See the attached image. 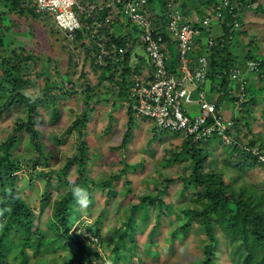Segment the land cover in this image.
<instances>
[{
    "label": "trees",
    "instance_id": "1",
    "mask_svg": "<svg viewBox=\"0 0 264 264\" xmlns=\"http://www.w3.org/2000/svg\"><path fill=\"white\" fill-rule=\"evenodd\" d=\"M5 1L8 9L19 15L30 13L33 16L41 17L45 15L52 19L49 13L36 11L33 0ZM85 1L80 0L82 4ZM87 1L97 4L95 0ZM123 1L126 0L115 1L113 5L104 7L90 16L75 7L81 22V28L76 31L75 39L84 41L87 51L92 50L91 52H97L99 44L105 45L108 53L104 55L103 63H95L93 53L90 54V60L94 68L107 71L104 78L99 77V85L106 79L112 81L116 86V89L112 91L113 97L124 100L129 105L130 86L135 79L133 75H140V70H142L141 65L132 63L133 59L130 53L134 50L135 45H142V43L138 39V27L123 17L120 12ZM191 1L194 4L196 3L195 8L198 11L197 1ZM200 1V3L198 2L199 6L202 5L207 9L203 11H214L217 26L222 31L220 36H210L214 44L208 49L209 72L207 77L211 81L220 78V84H226L229 70L236 65V61L238 65H241L246 60H258L260 70L257 73L252 71L256 73V78L251 76V71L248 73L250 76H248L246 85V99L240 103V109L232 113L233 125L226 131L230 136L229 143H223V140L216 134L205 142L192 141L189 136L185 135L186 137L181 142L179 150L177 147L168 149L171 159L178 160L182 158L185 160L187 158L190 161L189 173H183L181 177L185 187L192 189L183 204L177 206L178 213L182 216L186 215V218H183L180 224L174 226L171 234L175 235V231H178L177 235L182 236V238L190 232L203 234V239L200 242L202 250L199 264H218L217 256L222 251L220 248L224 245L226 247L229 245L226 256L231 264H264V185L261 182L248 183L245 178V170L249 166L260 165L264 169L256 156L245 148L256 147L264 151V100L261 102L254 99L255 95L264 92V56H257L251 52V49H247L242 59L238 60L228 49L230 35L233 37L234 31L242 25L244 26L245 20L241 19L240 16H242L244 10L247 11L252 5L250 4L252 0H225L226 4H223L224 0ZM106 2L107 0H102L101 4ZM170 5L183 10L185 14L188 12H185V9H187L185 0H146L145 4L152 26L162 35L165 64L169 70L173 71L177 66L175 40L169 36L165 29L167 23L166 12ZM112 7L116 11H112ZM255 9L264 11V5L259 3L257 6L255 5ZM217 10L221 12L219 16L216 15ZM109 12L113 13L114 17L106 22L105 17ZM95 20L101 21L98 30L103 37L100 40L92 37L93 22ZM190 21L193 25L199 24V19L196 16L194 20L190 19ZM118 24H123L127 30L131 25L133 29L124 34L112 32L113 26L115 27ZM205 28L204 30L202 28V31H205ZM54 30L60 31L55 25ZM242 32L247 31L243 29ZM64 36L66 37L65 34ZM2 44L3 40L0 34V45ZM111 44L115 45V49L111 47ZM118 47H122L123 52L118 53ZM201 48H204V46ZM17 49L12 48L11 53L8 56H3L0 60V115L3 113L9 114L11 109L20 112L15 116L11 131L0 140V264H105L104 261H100L101 256L95 249V246H97L95 240L90 239L89 236L82 237L76 230H72V220L70 219L71 206L76 207L72 200L77 199V194L80 192L82 185H85L86 188V201L89 203L91 199V188L87 185L83 175L85 163L89 158V147L86 138L88 135L93 137V131L89 125L93 120L91 118L94 116L93 111L95 112V109L99 107L97 103L99 99L98 92L95 91L94 86H86L81 88L78 93L75 91L71 78L66 80L70 86L63 90L60 81L52 79L48 85L44 84V88H42L44 94L42 96L31 98L24 93V90L30 86V79L22 72L30 55H23V46ZM114 57L121 59L116 63ZM167 63L169 64L167 65ZM114 72L118 74L114 75ZM57 82L60 85H57ZM59 89L61 91H58ZM50 90L51 93L46 96ZM75 93L78 94V97H81L80 112L66 126L65 133L73 131L79 140L76 151L67 159L68 166L72 162L76 163V177L71 181L67 179V171H60L61 177H57L59 182L57 194L49 206L50 213L44 220L45 228H43L40 221L37 224H34V221L35 210L37 208L39 211L44 202V197L42 199L37 197L38 204L35 207L27 201V197L23 195L20 189L21 186H19V172L26 165L20 161L16 149L17 132L26 131L29 143L32 144L38 154H42L44 146L36 125H41L45 121L46 114L44 111H40V107L43 106L47 110L50 123L59 121L62 104L68 99L77 101ZM120 100L117 102L121 103ZM253 103H256L259 109L261 126L255 132L251 130L247 132L242 130L243 128L241 129V120L249 117ZM70 109L72 110V107ZM126 112V129L122 135L121 146L129 140L132 126L135 123L133 120L134 110L131 106H128ZM245 114L247 115L245 116ZM36 116L39 118L38 121L35 119ZM246 125L248 126L247 123ZM107 129L108 127L104 131ZM154 131L169 132L166 130L158 131L155 128ZM212 142L230 147L226 150V157L222 158V164L207 167L205 163L210 155L208 144H213ZM238 154H243L242 161L233 159L234 163H231V158L233 156L237 157ZM37 158H32L31 168L35 171L33 173L28 172L30 178L34 177V174L39 175L42 172L46 177H51L54 173L52 169L46 171L37 169ZM247 160L251 162L249 165ZM45 165L47 164L45 163ZM241 165L243 168H240ZM237 166L239 169L234 168ZM49 178H46L45 190L42 192V196L48 193L47 188L51 182ZM113 178L111 176L98 183V185L101 184L111 191ZM171 180L172 177H162L164 182L168 183ZM90 184H95L92 179ZM161 190L162 188H159L156 193L143 194L139 200L140 205H148L153 201H156V204L158 203L159 211L156 213V220H158L159 212L163 207L160 197ZM165 206L169 208V205ZM129 208L128 217L122 220L120 226L114 228L118 233L113 238V245L110 247V264H121L118 262L117 253L126 238L132 245L130 252L132 254L136 252L135 232L132 228V221H129L133 214V206ZM103 213V210H100L98 216L101 217ZM152 228H155V226ZM43 231L46 233H43ZM90 234L96 238L99 236V242L102 243L103 237L100 228L95 226ZM149 235H151V232H149ZM148 243L149 247L155 246V242L151 238H149ZM92 255L99 258V260L92 262L90 258Z\"/></svg>",
    "mask_w": 264,
    "mask_h": 264
},
{
    "label": "rangeland",
    "instance_id": "2",
    "mask_svg": "<svg viewBox=\"0 0 264 264\" xmlns=\"http://www.w3.org/2000/svg\"><path fill=\"white\" fill-rule=\"evenodd\" d=\"M101 1L95 0L97 4ZM185 1L187 6L185 12L188 11L189 16H196L199 21L204 16L210 17L211 27L205 28L203 34L200 35L202 43H206L207 38H211L210 36L221 35L222 31L217 26V18L213 10L203 11L207 9L202 5L199 6L201 1L196 0V7H199L197 11L196 3L194 4L191 0ZM259 3L264 5V0H252L250 3L252 5L240 16L245 20L244 26L242 25L234 31L233 37L230 35L228 49L236 57L235 59H242L247 49H251V52L257 56H264V11L255 9V5L257 6ZM132 29L130 25L128 30ZM243 29L247 32H242ZM0 34L3 40V44L0 45V60L3 56H8L12 48L17 49L21 46L24 48L23 55H30L22 72L30 79V86L24 90V93L31 98L42 96L44 84L48 85L52 79L60 81L63 90L70 86L66 80L71 78L75 91L78 93L81 88L86 86H94L95 91L98 92L99 107L95 109V112L93 111L94 116L91 117L93 120L89 125L93 131V137L88 135L86 138L89 158L85 163L83 175L87 185L91 188V199L89 198V203L86 201L87 192L85 185H82L77 199L72 200L76 207L71 206V229L76 230L82 237L89 236L90 239H94L97 245L95 249L101 256L100 261L110 264V247L113 245V238L118 233L114 228L122 224V220L128 217L129 207L133 206V214L129 221H132V228L135 232L136 252L134 254L130 252L131 242L127 238L124 239L118 249V262L121 264H199L202 250L200 242L203 239V234L190 232L184 238L177 235L178 231H175V235L171 234L174 226L186 218V215L182 216L178 213L177 206L183 204L192 189L185 187L181 177L183 173H189L190 161L187 158L185 160L182 158L171 159L168 149L177 147L179 150L180 144L186 136L172 132L154 131L150 118H139L133 112L135 123L132 126L129 140L121 146L122 135L126 129V109L130 105H127L124 100L113 97L112 91L116 89V86L112 81L106 79L99 85V77L104 78L107 71L94 68L90 60L92 50L87 51L84 41L79 39L68 41L63 32L54 30L51 18L45 15L37 17L30 13L19 15L8 9L5 0H0ZM102 37L103 35H101ZM142 47L138 45L130 55H132V59L138 61L139 65L149 69L150 66L146 64L148 57ZM17 50L19 51V49ZM135 50L139 51L143 59L138 57ZM198 52L203 53L204 48L199 49ZM176 63L177 66L173 71L177 70L178 60ZM147 65L148 67H146ZM117 74L114 72V75ZM248 76L250 75H247V79ZM251 76L257 75L252 72ZM210 81L211 79L207 77L206 89H209ZM60 83L57 82V85ZM229 86L235 90L236 82L231 81ZM50 93L51 90L46 96ZM75 97L77 101L68 99L62 104L59 121H53V123L48 121L47 110L43 106L40 107V111H44L46 114L45 121L41 125H36L44 146L42 154H38L29 143L26 131L17 132L16 149L20 161L26 165L19 172V186H21L23 195L27 197V201L35 207L38 204L37 197H41L40 199L44 197L39 211L37 208L35 210L34 221V224L40 221L43 228H45L44 220L50 213L49 206L57 194L59 187L57 177H61L60 171H67V179L71 181L76 177V163L72 162L68 166L67 159L76 151L79 140L73 131L65 133L66 126L80 112L81 97H78L77 93H75ZM254 97L255 100L263 102L264 92ZM214 98L213 95L211 99ZM222 98L224 99L222 115L224 118H228L237 109L230 97L223 95ZM118 100L122 104L117 102ZM18 114H20L19 110L11 109L9 114L0 115V140L11 131L15 116ZM35 119L38 121L39 118L36 116ZM241 123V129L243 128L242 130L247 132L249 130L255 132L261 126L256 103L251 106L249 117L242 119ZM107 127L108 129L104 131ZM212 143L208 144L210 155L205 163L207 167L222 164V158L226 157V150L230 147L216 142ZM35 157H38L37 169L44 171L52 169L54 171L52 176H49L50 178L46 177L43 172L39 175L34 174V177L30 178L28 172L35 171L31 168L32 158ZM242 158H244L243 154H238L237 157L233 156L230 162L234 163L233 159L242 161ZM247 163L249 165L251 162L247 160ZM234 168L236 169L238 166ZM240 168L243 166L241 165ZM111 176L114 177L111 191L101 184L98 185ZM162 177H172V180L167 183L162 181ZM46 178H49L51 182L47 188L48 193L42 196ZM245 178L248 183L261 182L264 185V169L260 165L249 166L245 170ZM91 179L94 181V185L90 184ZM159 188H162L160 197L163 210L161 209L159 218L156 220V213L159 211L158 203L153 201L148 205H140L139 200L143 194L156 193ZM165 205H169V208H166ZM100 210L104 212L101 217L98 216ZM95 226L100 228L103 237L102 243L99 242V236L96 238L90 234ZM153 226L155 228H152ZM43 233L46 232L43 231ZM149 238L155 242V246L149 247ZM220 249L222 251L217 256L218 264H231L226 256L229 245L227 247L224 245ZM90 258L92 262L99 260L93 255Z\"/></svg>",
    "mask_w": 264,
    "mask_h": 264
},
{
    "label": "built area",
    "instance_id": "3",
    "mask_svg": "<svg viewBox=\"0 0 264 264\" xmlns=\"http://www.w3.org/2000/svg\"><path fill=\"white\" fill-rule=\"evenodd\" d=\"M119 0H107L104 4H92L87 0L82 4L80 0H34L36 11L47 12L51 15L55 27L66 35L69 41L75 39L76 31L81 28L77 9L86 12L88 16L104 7H109ZM146 0L123 1L120 12L139 29L138 39L142 43L148 62L151 66L149 73L141 68L140 75L134 74L130 86V106L139 118H150L153 127L172 133L189 136L192 141H205L213 135H218L223 143L230 142L226 132L232 125V115L224 118L222 115L223 95L230 97L236 109L246 99L247 74L259 70L258 60H246L243 64H236L228 73L227 83L220 84L221 79L210 81L209 89L205 82L209 72L208 49L214 44L212 38L202 43L200 35L202 28L210 26V17L204 16L198 25H193L183 10L172 5L166 12V31L175 40L178 60L177 70L171 71L165 64L164 42L162 35L152 26L151 19L145 6ZM226 4V1H223ZM112 11H116L112 7ZM221 12L216 11L219 16ZM114 17L109 12L105 21ZM92 37L101 39L98 27L101 21L93 22ZM204 46V52L199 49ZM115 49V45L111 44ZM122 47L117 52H123ZM95 63H103V57L108 53L105 45L99 44L97 52H92ZM197 53V54H196ZM121 59V58H120ZM114 57V61L120 60ZM236 82L235 90L229 86ZM214 93V94H213ZM218 93V94H217ZM214 99H211L212 96ZM209 97V98H208ZM264 166V151L258 148H247Z\"/></svg>",
    "mask_w": 264,
    "mask_h": 264
},
{
    "label": "crops",
    "instance_id": "4",
    "mask_svg": "<svg viewBox=\"0 0 264 264\" xmlns=\"http://www.w3.org/2000/svg\"><path fill=\"white\" fill-rule=\"evenodd\" d=\"M34 1V0H33ZM187 14V13H186ZM187 16H188V18L189 19H192V20H194V17L195 16H192V15H188L187 14ZM112 32H114V33H119V34H124L125 32H128V30L123 26V24H118V25H116L115 27L113 26V28H112ZM138 45H141V44H137V45H135V47H134V49L135 48H137V46ZM141 47H142V45H141ZM143 48V47H142ZM135 53H137V55H138V57L139 58H141V59H143V56L139 53V51L138 50H135ZM145 61V60H144ZM148 61V58H147V60H146V62ZM138 61H136V59H133V61H132V63H137ZM138 64V63H137ZM146 64H148V62L146 63ZM139 65V64H138ZM149 66H150V64H148ZM148 65L146 66V67H148ZM142 66V65H141ZM143 68H145V66H142ZM143 70H145V71H147L148 73H149V71L151 70V66H150V68L149 69H143Z\"/></svg>",
    "mask_w": 264,
    "mask_h": 264
},
{
    "label": "clouds",
    "instance_id": "5",
    "mask_svg": "<svg viewBox=\"0 0 264 264\" xmlns=\"http://www.w3.org/2000/svg\"><path fill=\"white\" fill-rule=\"evenodd\" d=\"M259 70H260V69H259ZM259 70H258L257 72H259ZM257 72H256V73H257ZM129 105H130V104H129ZM205 141H206V140H205Z\"/></svg>",
    "mask_w": 264,
    "mask_h": 264
},
{
    "label": "bare ground",
    "instance_id": "6",
    "mask_svg": "<svg viewBox=\"0 0 264 264\" xmlns=\"http://www.w3.org/2000/svg\"><path fill=\"white\" fill-rule=\"evenodd\" d=\"M163 131V130H162Z\"/></svg>",
    "mask_w": 264,
    "mask_h": 264
}]
</instances>
